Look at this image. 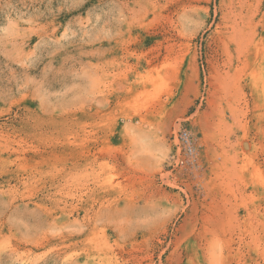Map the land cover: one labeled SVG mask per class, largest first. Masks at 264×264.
Listing matches in <instances>:
<instances>
[{"label":"rangeland","instance_id":"374dc122","mask_svg":"<svg viewBox=\"0 0 264 264\" xmlns=\"http://www.w3.org/2000/svg\"><path fill=\"white\" fill-rule=\"evenodd\" d=\"M0 264H264V0H0Z\"/></svg>","mask_w":264,"mask_h":264},{"label":"built area","instance_id":"2783aa9c","mask_svg":"<svg viewBox=\"0 0 264 264\" xmlns=\"http://www.w3.org/2000/svg\"><path fill=\"white\" fill-rule=\"evenodd\" d=\"M176 138L178 140V145L188 156V160L191 161L194 159L196 152L191 132L187 128L179 129L177 131Z\"/></svg>","mask_w":264,"mask_h":264}]
</instances>
